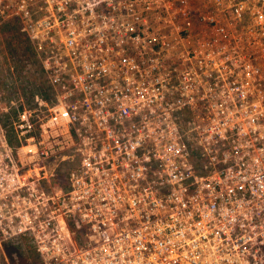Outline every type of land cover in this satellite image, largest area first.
Segmentation results:
<instances>
[{
  "label": "built area",
  "instance_id": "1",
  "mask_svg": "<svg viewBox=\"0 0 264 264\" xmlns=\"http://www.w3.org/2000/svg\"><path fill=\"white\" fill-rule=\"evenodd\" d=\"M6 1L52 94L0 110V246L264 264V0Z\"/></svg>",
  "mask_w": 264,
  "mask_h": 264
},
{
  "label": "rangeland",
  "instance_id": "2",
  "mask_svg": "<svg viewBox=\"0 0 264 264\" xmlns=\"http://www.w3.org/2000/svg\"><path fill=\"white\" fill-rule=\"evenodd\" d=\"M0 1V110L7 108L3 116L5 131L10 130L11 121L20 111V100L27 107L41 114V109L34 103L33 97L50 99L52 90L46 79L40 61L33 53V48L22 32L21 21L10 16V10ZM12 30L8 31L7 28ZM11 31H16L12 35ZM13 101L15 105H11ZM12 131V130H11ZM8 137V136H7ZM31 244L25 239H11L1 242L0 264H37L35 255L30 254Z\"/></svg>",
  "mask_w": 264,
  "mask_h": 264
},
{
  "label": "trees",
  "instance_id": "3",
  "mask_svg": "<svg viewBox=\"0 0 264 264\" xmlns=\"http://www.w3.org/2000/svg\"><path fill=\"white\" fill-rule=\"evenodd\" d=\"M7 30L8 31H10V30H12L11 29V27H9V28H7ZM11 33H12V35H15V33H16V31H11ZM33 53H34V51H33ZM35 54V53H34ZM33 101H34V97H33ZM8 139H9V142L10 143H13V142H15L16 140H15V138H14V136H13V134H12V131H11V128H10V130H9V132H8ZM17 144V143H16ZM22 240H25V238H21ZM31 249H32V247H31ZM30 251V254L32 253L33 255H35V253H34V250L32 249V250H29Z\"/></svg>",
  "mask_w": 264,
  "mask_h": 264
}]
</instances>
